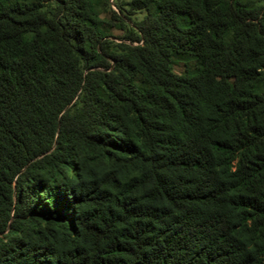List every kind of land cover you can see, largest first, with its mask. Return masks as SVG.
Masks as SVG:
<instances>
[{"label": "trees", "instance_id": "16d2710c", "mask_svg": "<svg viewBox=\"0 0 264 264\" xmlns=\"http://www.w3.org/2000/svg\"><path fill=\"white\" fill-rule=\"evenodd\" d=\"M117 7L0 0V264H264V0Z\"/></svg>", "mask_w": 264, "mask_h": 264}, {"label": "rangeland", "instance_id": "374dc122", "mask_svg": "<svg viewBox=\"0 0 264 264\" xmlns=\"http://www.w3.org/2000/svg\"><path fill=\"white\" fill-rule=\"evenodd\" d=\"M129 1L131 0H111V5L114 10L118 11V7H117L118 5H124ZM124 8L125 10L128 9V7L126 6ZM143 15L144 13L137 12L134 15H132V18L134 20H139L143 17ZM107 33L112 34L113 36H115V38L124 36L125 34L124 32L115 28H111L110 30H107ZM197 65H198L197 60L192 56L175 55L173 58V68L174 71L178 74L183 73L187 69H195Z\"/></svg>", "mask_w": 264, "mask_h": 264}]
</instances>
